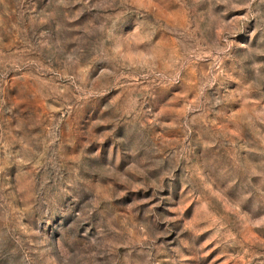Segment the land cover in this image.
Listing matches in <instances>:
<instances>
[{
  "label": "rangeland",
  "instance_id": "374dc122",
  "mask_svg": "<svg viewBox=\"0 0 264 264\" xmlns=\"http://www.w3.org/2000/svg\"><path fill=\"white\" fill-rule=\"evenodd\" d=\"M0 264H264V0H0Z\"/></svg>",
  "mask_w": 264,
  "mask_h": 264
}]
</instances>
